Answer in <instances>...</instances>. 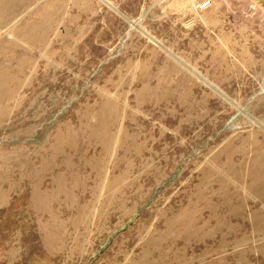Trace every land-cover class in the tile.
<instances>
[{
    "label": "rangeland",
    "instance_id": "obj_1",
    "mask_svg": "<svg viewBox=\"0 0 264 264\" xmlns=\"http://www.w3.org/2000/svg\"><path fill=\"white\" fill-rule=\"evenodd\" d=\"M0 0V264H264V0Z\"/></svg>",
    "mask_w": 264,
    "mask_h": 264
},
{
    "label": "built area",
    "instance_id": "obj_2",
    "mask_svg": "<svg viewBox=\"0 0 264 264\" xmlns=\"http://www.w3.org/2000/svg\"><path fill=\"white\" fill-rule=\"evenodd\" d=\"M211 6V1L207 0V1H201L198 2L196 5V9L200 12L205 11L206 9H208Z\"/></svg>",
    "mask_w": 264,
    "mask_h": 264
}]
</instances>
